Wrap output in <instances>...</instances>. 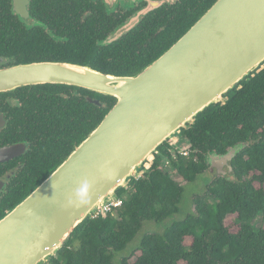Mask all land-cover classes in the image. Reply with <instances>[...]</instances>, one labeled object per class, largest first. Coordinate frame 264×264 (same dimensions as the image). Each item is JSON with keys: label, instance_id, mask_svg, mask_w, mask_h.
<instances>
[{"label": "water", "instance_id": "obj_1", "mask_svg": "<svg viewBox=\"0 0 264 264\" xmlns=\"http://www.w3.org/2000/svg\"><path fill=\"white\" fill-rule=\"evenodd\" d=\"M131 26L124 25L117 35ZM263 63L264 0H217L133 76L58 62L0 69V93L52 84L115 99L96 128L0 218V264L48 261L103 202L115 200L119 190L150 167L165 142L189 129L198 114L220 103ZM25 147L0 148V164L23 154ZM242 147L207 156L209 173L232 180L226 173L233 174L230 163Z\"/></svg>", "mask_w": 264, "mask_h": 264}, {"label": "trees", "instance_id": "obj_2", "mask_svg": "<svg viewBox=\"0 0 264 264\" xmlns=\"http://www.w3.org/2000/svg\"><path fill=\"white\" fill-rule=\"evenodd\" d=\"M215 1L211 0L205 10ZM164 50L139 65L119 71L88 66L104 74L133 76L160 57ZM126 61L133 60L127 58ZM77 64L87 65L85 62ZM82 92L93 96L100 106L87 103L84 98L78 108L74 105L81 113L80 127L56 131V144L70 142L68 150L64 154L57 153L58 159L53 158L51 168L39 178L26 176L32 171L29 163V170L13 179L3 194L0 218L62 163L72 152V144L79 145L115 103L112 97ZM223 99L198 114L188 124L189 129L179 132L190 145L187 157L166 150L167 144L161 146L162 160L156 156L140 178L132 179L126 189L118 191L122 205L112 214L89 218L80 224L62 248L50 257L48 264H115L114 255L133 241L143 222L160 223L178 211L183 191L181 182H192L207 172V156L223 155L236 144L243 147L231 163L233 179L219 177L210 181L205 192L207 199L196 197L192 214L173 223L162 234L144 235L139 246L129 256L121 258L120 264H264V228L252 224L258 217L264 220V64ZM48 138L45 130L23 129L14 140L35 141L41 146L52 141ZM173 155L176 160H171ZM41 159L37 157L35 162L40 163ZM166 159L170 160L169 167H164ZM3 171L0 168V175ZM230 216H234V222L226 226L225 220ZM187 238L191 239L188 245L185 244Z\"/></svg>", "mask_w": 264, "mask_h": 264}, {"label": "flooded vegetation", "instance_id": "obj_3", "mask_svg": "<svg viewBox=\"0 0 264 264\" xmlns=\"http://www.w3.org/2000/svg\"><path fill=\"white\" fill-rule=\"evenodd\" d=\"M210 1L0 0V69L45 62H85L89 68L93 65L110 71L136 66L157 52L168 50L196 23L192 20L205 13ZM129 23L131 28L117 35ZM127 58L133 61L128 62ZM82 90L90 92L68 85L44 84L0 93V148L26 146L23 154L0 164L4 169L0 175V208L12 180L29 170V163L32 171L26 176L39 178L51 168L53 158L58 159L57 153H65L70 142L56 144V131L80 127L81 113L76 108L82 98L99 106L93 96ZM23 129L45 130L52 141L37 146L35 141L14 140ZM178 135L176 144L167 141L162 146L167 144L166 150L170 151H178L181 144L190 147ZM74 148L73 143L70 151ZM160 150L155 156L162 155ZM37 157L43 158L40 163L35 162ZM232 175L226 173L227 177ZM219 177L223 176L210 179Z\"/></svg>", "mask_w": 264, "mask_h": 264}, {"label": "rangeland", "instance_id": "obj_4", "mask_svg": "<svg viewBox=\"0 0 264 264\" xmlns=\"http://www.w3.org/2000/svg\"><path fill=\"white\" fill-rule=\"evenodd\" d=\"M178 141H179V135L177 134L173 137V141H171V143L173 144L174 142V144H176ZM183 145L184 144H181L182 148H187V146H183ZM155 158L156 156H154V159ZM158 158L162 160V157L158 156ZM147 169L148 168H144L142 172L147 171ZM210 178L212 179L213 176L210 175L208 172H205L197 176V178L192 182H188V183L181 182L183 191H182L180 201L178 204V211L160 223H155L151 221L143 222L141 229L136 234L133 241L127 245L124 251L114 255L115 264H120L121 258L129 256L132 250H134L135 248L139 246L140 240L144 235L151 234V233L162 234L167 227H169L173 223H177V222L184 220L188 215L192 214L194 211L193 201L198 196H205L207 186L211 181ZM232 222H234V216H230L229 218H227L225 220V225L231 226ZM252 224L257 228H260V227L264 228V220L262 219V217H258L255 220H253ZM190 243H191V239L189 238L185 239L186 245ZM180 264H183V263H180Z\"/></svg>", "mask_w": 264, "mask_h": 264}, {"label": "built area", "instance_id": "obj_5", "mask_svg": "<svg viewBox=\"0 0 264 264\" xmlns=\"http://www.w3.org/2000/svg\"><path fill=\"white\" fill-rule=\"evenodd\" d=\"M178 155L182 157H187L189 154L188 149L182 150L181 152H177ZM171 160H176V155H173ZM170 166V160L165 161L164 167ZM142 175V174H141ZM141 177V176H140ZM139 177V178H140ZM122 205V200L120 198H116L115 200L109 201V202H103L101 206H99L94 213L90 216V219H95L100 216H105L109 213H113L117 208H119ZM44 264H48V261H46Z\"/></svg>", "mask_w": 264, "mask_h": 264}]
</instances>
